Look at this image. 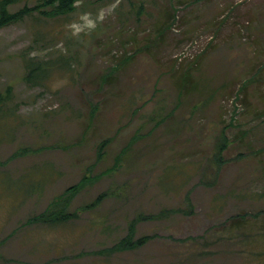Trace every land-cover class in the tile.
I'll return each instance as SVG.
<instances>
[{
	"label": "rangeland",
	"instance_id": "1",
	"mask_svg": "<svg viewBox=\"0 0 264 264\" xmlns=\"http://www.w3.org/2000/svg\"><path fill=\"white\" fill-rule=\"evenodd\" d=\"M140 1L84 0L68 18L0 28V217L28 194L23 225L70 212L37 224L50 237L37 242L84 264H264V0ZM30 54L75 58L30 86ZM140 215L154 217L135 225L143 245L100 253ZM35 252L26 263L49 262Z\"/></svg>",
	"mask_w": 264,
	"mask_h": 264
},
{
	"label": "trees",
	"instance_id": "2",
	"mask_svg": "<svg viewBox=\"0 0 264 264\" xmlns=\"http://www.w3.org/2000/svg\"><path fill=\"white\" fill-rule=\"evenodd\" d=\"M82 1L84 0H35L33 4L26 2L24 3L23 6L15 8V6H18L20 3L23 2V0H0V28L23 21L24 19L30 16L37 17L38 19H43V21L45 22L68 18L78 10L79 3ZM144 1L145 0L140 1L139 4L140 8L144 6L143 4ZM173 19H175V15L173 16ZM167 22L168 21H163L160 24V26L158 27L160 32H162L164 29L170 26L171 21H169V23ZM74 58L75 57L63 58L61 54L56 59L57 62H55V60L52 61L50 59L40 58L38 55L30 54V56H28L24 61L27 83L30 86L31 85L39 86L41 84H44L53 71L64 69L70 64V63L69 64L62 63V61H60L61 59L64 60L70 59V61L74 62ZM58 66H60L61 68H58ZM260 81H264V73L262 72V68H259L257 69V71H255V83H259ZM245 87H246V82L243 83L241 89L244 90ZM262 115H264V108L262 110ZM223 137H225V135H223ZM226 143H227V138H225L224 141H222V138L218 140L217 151L215 154L218 163L221 160L222 157L221 155L224 148H226L225 147ZM78 187L79 184H75L74 186L69 187L67 190H65L64 192L65 194L62 193L60 195L61 198H64L66 202L70 201L71 197H73L78 193L77 191ZM60 212L62 211L57 207L56 211L55 212L53 211L51 213V215H53L54 217L50 223L60 224V223L68 222L71 219H75L71 217L72 214L70 212L67 213L66 215H64L65 214L64 212L62 214H59ZM168 212H172V211L167 210L165 213ZM161 213L162 215H164V211H162ZM43 216L45 215L42 214L40 217ZM152 218L154 217L150 215H140L136 217L134 220L130 222L127 234L124 237H122L114 246L109 247L104 252H102L103 250H101L100 253H106V252L118 253L121 252L122 250L135 249L143 245L147 241L148 237L145 236V237L136 238L135 225L137 224L138 221L144 219H152Z\"/></svg>",
	"mask_w": 264,
	"mask_h": 264
},
{
	"label": "crops",
	"instance_id": "3",
	"mask_svg": "<svg viewBox=\"0 0 264 264\" xmlns=\"http://www.w3.org/2000/svg\"><path fill=\"white\" fill-rule=\"evenodd\" d=\"M28 195H27V198L19 197L20 200L17 203H16V201L19 198L15 202H11V204H9L8 210L6 209L7 212L3 216L0 217V236H3L6 233L12 231L11 240H13L11 243L8 242V239H6V241L4 242V238L0 237V249H1L0 250V259L6 253H9L8 259L14 258L13 256H16L17 257L16 260L19 262L17 264H23V263L29 264V263H26V260H27L26 254H28L29 252H33V254L34 253L37 254V252H35V251H42L46 256H50L49 262L44 263V264H84L83 260H81L78 256V255L82 254V252L77 251L75 248H68V247L53 248L50 246V242L46 243V245L48 247L40 246L42 244L40 242H37V240H45V242H46L48 239H50V237L48 235L45 236V234L47 232H45L43 230V227H39V228L36 227L37 224L47 225V230H49L50 226L52 227V225H56V227H58V225L65 224L66 222L60 223V224L50 223L49 225L46 222H39V223L33 224V226L23 225L26 222H28V220L33 216L30 214L32 209H30L31 205L29 202ZM37 197H38L37 193L35 192V197H34V204L35 205L37 202ZM16 205H18L21 208L20 210H18V214L14 213L17 210V209L14 210ZM10 222L12 224L11 229L8 228V225ZM37 232H39V233H37ZM43 232H45V233H43ZM48 233H50V232L48 231ZM35 238H36V241H35ZM34 248H39L41 250H36ZM5 249L7 251H10V252H7ZM89 253L91 254L93 252H89ZM95 253H97V252H95ZM114 253L115 252H113V253L106 252V253H102V254L110 255V254H114ZM52 254H55L56 256L54 258H52L51 257ZM62 255H66V257H64L62 259L57 258V257L62 256ZM95 259H97V258H95ZM100 261H102V262H96V264H101V263L108 264V262H109V261H107V259H101ZM38 262H35V263H38ZM8 263H11V262H9V261L5 262V261L0 260V264H8Z\"/></svg>",
	"mask_w": 264,
	"mask_h": 264
}]
</instances>
